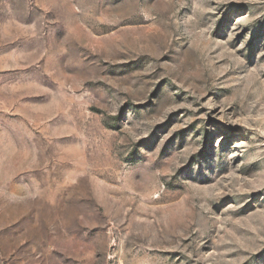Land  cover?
<instances>
[{"label": "rangeland", "instance_id": "rangeland-1", "mask_svg": "<svg viewBox=\"0 0 264 264\" xmlns=\"http://www.w3.org/2000/svg\"><path fill=\"white\" fill-rule=\"evenodd\" d=\"M0 264H264V0H0Z\"/></svg>", "mask_w": 264, "mask_h": 264}]
</instances>
